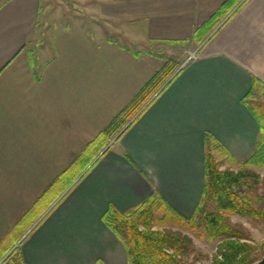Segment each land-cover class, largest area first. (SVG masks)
<instances>
[{
	"label": "crops",
	"instance_id": "obj_1",
	"mask_svg": "<svg viewBox=\"0 0 264 264\" xmlns=\"http://www.w3.org/2000/svg\"><path fill=\"white\" fill-rule=\"evenodd\" d=\"M75 1L117 38L47 24L41 0H0V264H12L17 246L26 264H128L103 220L109 209L128 213L159 196L190 217L207 134L239 160L262 136L245 100L264 84V0H243L201 42L197 29L227 0ZM191 46L196 57L120 139L89 147L167 58L181 62L176 53ZM85 152L92 161L80 169ZM65 172L74 180L63 190Z\"/></svg>",
	"mask_w": 264,
	"mask_h": 264
},
{
	"label": "trees",
	"instance_id": "obj_2",
	"mask_svg": "<svg viewBox=\"0 0 264 264\" xmlns=\"http://www.w3.org/2000/svg\"><path fill=\"white\" fill-rule=\"evenodd\" d=\"M243 2V0H227L203 26L197 29L195 40L203 41L226 17L230 18L238 9L237 6H241ZM182 69V62L167 59L89 147L94 149L100 147L104 139L111 140L114 137L116 140L120 139ZM259 90L264 94V84L255 81L245 101L249 103L260 125L261 139L247 159L239 160L207 134L205 185L202 199L190 217L177 213L159 196L147 199L131 212L122 213L111 208L104 215V222L126 247L128 264H189L185 259L192 248V239L189 235L181 231L151 228L152 221L156 219L154 213L161 207L164 208L165 215L157 220V224L169 223L166 218L169 216L175 218L176 224L180 227L187 225L192 228L203 227L210 237L223 239L221 246L223 258L214 264H253L259 259V254H254L257 246L243 242L244 239H249L247 231L233 224L230 218L232 213H237L256 221H264V191H260V189L264 190V177L246 168L247 165L264 167V100L260 99L255 103L251 98ZM213 145L220 149V156L227 157L233 164L241 165L240 169L235 170L231 167L222 169L224 160L217 159ZM91 161L92 157L85 152L76 159L75 164L80 165V169H85ZM67 173L65 172L61 177L63 190L74 180V177L68 176ZM7 258L12 264H26L21 255L14 257L10 254ZM95 264L104 263L98 260Z\"/></svg>",
	"mask_w": 264,
	"mask_h": 264
},
{
	"label": "rangeland",
	"instance_id": "obj_3",
	"mask_svg": "<svg viewBox=\"0 0 264 264\" xmlns=\"http://www.w3.org/2000/svg\"><path fill=\"white\" fill-rule=\"evenodd\" d=\"M41 18L45 17V21L47 24L56 25L58 27H66V28H81L79 25L82 23L84 26L87 24L90 26V31L93 33L94 37L97 35H101V29L105 28V32L111 34V38H117V33L113 29V25H109L102 20L99 16H96V13L89 7V5L77 2L75 0H41ZM43 16V17H42ZM124 42H128L123 38ZM145 49H150L145 46ZM180 53L177 54V58L182 62H184L185 58H187L191 52H194L195 47L191 46L188 50L184 48H180ZM153 50V49H151ZM169 59V58H167ZM182 62V63H183ZM251 98L254 99V102H258L260 99L264 100V94H262L261 90L257 91L255 95ZM116 140L114 137L112 140ZM106 144L101 145L100 147H96L97 149L102 150ZM100 150H98L100 152ZM220 149L213 145V151L216 154L218 160H224L222 169L227 167H231L235 170H239L240 166L233 164L227 157L220 156ZM80 166V165H79ZM247 169H251L256 171L264 177V167L257 165H247ZM263 192V189H260ZM156 216L155 221H152L151 228L152 230H173V231H181L183 234H187L192 239V248L191 251L188 252V255L185 257L189 264H214L216 261L222 260L221 246L223 243V239L210 237L207 231L203 227H194L192 228L190 225L186 227H180L175 218H170L166 216L169 223L157 224V220L163 218L164 208L161 207L160 210H156L154 213ZM231 221L233 224L242 227L249 234V239H244L243 242L251 243L252 245L257 246L254 254H259V261L264 256V221L259 220L256 221L247 216H243L237 213H232L230 215ZM25 225L22 226V228ZM143 228V226L141 227ZM16 246V245H15ZM18 246L14 247L8 254H12L14 257L20 256ZM1 251V250H0ZM256 261V262H257ZM255 262V263H256ZM253 263V264H255Z\"/></svg>",
	"mask_w": 264,
	"mask_h": 264
},
{
	"label": "built area",
	"instance_id": "obj_4",
	"mask_svg": "<svg viewBox=\"0 0 264 264\" xmlns=\"http://www.w3.org/2000/svg\"><path fill=\"white\" fill-rule=\"evenodd\" d=\"M197 55V52H191L187 59L182 63V67H184L190 60L194 59Z\"/></svg>",
	"mask_w": 264,
	"mask_h": 264
},
{
	"label": "water",
	"instance_id": "obj_5",
	"mask_svg": "<svg viewBox=\"0 0 264 264\" xmlns=\"http://www.w3.org/2000/svg\"><path fill=\"white\" fill-rule=\"evenodd\" d=\"M255 264H264V256L259 261H257Z\"/></svg>",
	"mask_w": 264,
	"mask_h": 264
}]
</instances>
